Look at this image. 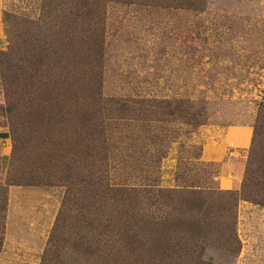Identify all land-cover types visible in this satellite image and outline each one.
<instances>
[{
  "label": "rangeland",
  "instance_id": "1",
  "mask_svg": "<svg viewBox=\"0 0 264 264\" xmlns=\"http://www.w3.org/2000/svg\"><path fill=\"white\" fill-rule=\"evenodd\" d=\"M80 1L0 0V264H41L59 213H76L72 206L83 187L78 184L83 161L74 152L81 149L74 105L98 83L104 97L187 98L204 109L205 124L158 145L164 156L153 175L160 186H175L177 163L186 161V151L195 146L198 167L216 172L218 190L241 187L258 107L264 103V0H207L201 12L167 6V0H102L97 11L103 46L96 66L85 49L89 36L73 15ZM74 19L69 30L59 33ZM31 38L36 45L45 38V48L26 53L23 41ZM12 80L37 101L25 117L5 111ZM67 82L70 98L65 100L57 92ZM237 130L246 134L247 147L234 145ZM110 137L109 144L117 146V136ZM158 146L143 140L150 152ZM225 177L240 179L239 185L223 188ZM221 203L217 197L208 201L213 207ZM225 214L220 222L229 220ZM235 216L239 247L234 251L221 241L209 242L204 258L218 264H264V206L239 200ZM188 252L179 253L175 263L190 264ZM66 259V264L91 262Z\"/></svg>",
  "mask_w": 264,
  "mask_h": 264
},
{
  "label": "trees",
  "instance_id": "2",
  "mask_svg": "<svg viewBox=\"0 0 264 264\" xmlns=\"http://www.w3.org/2000/svg\"><path fill=\"white\" fill-rule=\"evenodd\" d=\"M101 1L91 0L88 4L90 0H81V8L76 7L73 14L89 36L90 46L85 49L94 55L93 66L98 65L103 46L102 19L97 11ZM167 1H170L167 6L195 12L203 11L207 3V0ZM75 20L69 26L62 24L59 33L69 30ZM34 40L23 41L26 53L37 47L38 51L45 48L42 45L45 38L37 45ZM54 54L55 51L51 56ZM13 75L18 79L17 73ZM68 85L67 82L65 89L57 92L58 97L63 93L65 100L70 98ZM8 93L5 111L13 117H25L37 102L31 99L26 86H18V81H11ZM81 101L80 105H74L78 123L75 132L79 134L81 149L74 152L83 161V174L78 181L83 187L72 206L76 213L73 216H65L64 211L59 213L41 264H66L67 257L73 263L85 260L91 261L90 264H177L174 260L186 251L190 252V264H218L204 258L207 243L221 241L236 247L234 251L239 247L233 231L238 201L264 206V103L258 107L241 187L238 192H221L213 180L216 172L198 167L200 152L195 146L186 151V161H178L173 188L160 186L153 175L156 172L153 166L157 167L164 156L158 145L168 137H186L205 124L204 109L191 100L104 97L98 83L95 88L84 90ZM152 124L159 127V133ZM15 131L16 126L11 124V132ZM135 131H142V135H135ZM111 133L117 136V146L109 144ZM146 139L158 146L153 152L143 147ZM182 147L180 143L179 148ZM67 175L68 178L72 175L69 169ZM212 197L224 203L213 207L208 204ZM3 202L0 189V220ZM223 214L230 217L228 221H219ZM68 219L73 222L66 224Z\"/></svg>",
  "mask_w": 264,
  "mask_h": 264
},
{
  "label": "crops",
  "instance_id": "3",
  "mask_svg": "<svg viewBox=\"0 0 264 264\" xmlns=\"http://www.w3.org/2000/svg\"><path fill=\"white\" fill-rule=\"evenodd\" d=\"M232 136L235 141L234 145L236 147H242V146L247 147V145L249 144L246 138V134L241 130L233 131ZM239 182H240V179H237V182H236L231 178L225 177L221 180V185L225 189H233L234 186L236 187L239 185Z\"/></svg>",
  "mask_w": 264,
  "mask_h": 264
}]
</instances>
